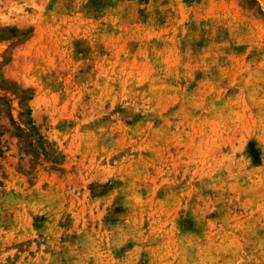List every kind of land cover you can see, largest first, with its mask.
<instances>
[{"label":"rangeland","instance_id":"1","mask_svg":"<svg viewBox=\"0 0 264 264\" xmlns=\"http://www.w3.org/2000/svg\"><path fill=\"white\" fill-rule=\"evenodd\" d=\"M0 264H264V0H0Z\"/></svg>","mask_w":264,"mask_h":264}]
</instances>
